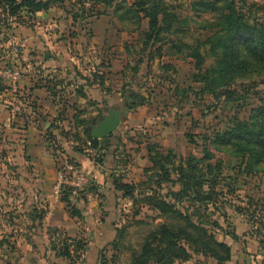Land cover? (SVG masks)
<instances>
[{
    "label": "rangeland",
    "instance_id": "1",
    "mask_svg": "<svg viewBox=\"0 0 264 264\" xmlns=\"http://www.w3.org/2000/svg\"><path fill=\"white\" fill-rule=\"evenodd\" d=\"M127 1L133 3L136 0ZM192 1L168 0L175 14L188 21L187 25L179 26L182 32L168 36L169 41L194 47L197 42H202L211 35L210 31H202L198 25L203 19L210 17L195 16L191 10ZM238 2L250 10H253L250 7L252 4L264 5V0ZM15 22L12 23V27ZM116 22L112 15L92 17L90 21L83 23L63 20L60 24H55V17H50L43 21L42 26L36 27L37 29L27 27L31 31L23 29L20 32H31L30 40L25 45L32 50L37 46L40 48L37 57L30 56L33 59L37 58L38 62H43L45 76L54 77L55 67H60L64 72L70 70L73 75L81 74L87 77L99 69L102 73L105 72L106 86L111 92L93 90L91 101L82 102L80 107L95 113L92 117L94 122L101 121L103 116L108 115L109 110L122 112L118 137L122 146L118 153L117 175L123 177L125 182L134 185L144 182V170L150 166L146 151L147 143L158 144L166 152L173 151L177 156V162L192 154L200 157L202 137L205 134L225 130L234 116L241 120L249 119L251 110L264 104V78L256 84L247 82L241 87L237 85L236 90L241 100L231 104L220 103L210 96H200V86L194 82L195 62L188 57L189 51L185 49L183 53L172 57L168 52L169 45H165L163 57L152 61L147 59L145 64L139 65V73L135 74L134 69L141 59L139 52L143 48L142 42L138 35L121 31L122 27ZM146 26L147 21H144L143 30H146ZM36 31H42L41 35H37ZM4 32L0 34L1 67L4 64L10 65L2 58L3 52L7 50L3 42L11 40L10 36H7V29ZM19 38L22 39L18 37L17 40ZM208 50L209 46L201 49V53L206 56V68L212 66L215 61L207 56ZM152 53L156 55V49ZM46 54L49 56L48 59L51 56L52 62L46 63ZM74 65L78 66L76 70ZM10 66L21 69L26 75L25 66L21 64ZM35 68L37 70L38 66ZM138 88L142 89L141 92L148 99V104L133 108L131 90L137 91ZM45 112H48L46 107ZM68 117H71V113ZM43 128L44 125L39 131L42 141L51 148L50 153H54L59 165L72 161L86 169V162L69 158L72 155L70 145L64 144L61 147L57 144L59 147H56L55 133L50 136ZM19 144L22 145L20 142L12 143V148L6 149L8 153H5L6 150L2 147L0 155L3 156L4 151L6 157L28 156L24 148L15 146ZM213 153L216 161L223 163L224 175L229 180L231 189L236 190L232 195L228 192L227 205L223 207L220 204V210H215L214 219L221 225V228L216 230V237L221 242L231 244L235 249L236 260L242 263L246 250L251 255L262 252L261 250L264 253V176L246 177L240 172L239 160L215 151ZM9 171L6 168L7 174L13 177ZM4 172V166L0 164V190L9 184L4 178ZM87 174L89 179L87 188L84 192L74 194L80 198L76 207L84 212V219L74 228L60 230H54L49 226L31 228L25 224V220L21 221V212L17 210L14 216L10 213L12 205H18V201L0 196V245L2 244L0 264H71L57 257L54 249L59 248V244L69 237L75 239L74 242L81 241L85 245L75 258L74 264H103V261L107 264H131L133 253L140 250L146 235L157 225L165 222V219L145 206L140 210V215L134 217L135 212L139 210L137 206H133L130 200L119 197L117 216L109 218L110 223L104 225L102 221L106 211L101 207V190L99 185L90 179L88 170ZM94 186L98 187V193L91 191ZM227 189L224 190L225 194ZM223 214L226 217H223ZM9 215L15 220L12 221ZM11 222H15L16 227H9ZM247 223L252 227L247 228ZM124 228H127L124 238H117L116 230ZM51 234L56 236L54 245L50 240Z\"/></svg>",
    "mask_w": 264,
    "mask_h": 264
},
{
    "label": "trees",
    "instance_id": "2",
    "mask_svg": "<svg viewBox=\"0 0 264 264\" xmlns=\"http://www.w3.org/2000/svg\"><path fill=\"white\" fill-rule=\"evenodd\" d=\"M73 1L0 0V34H4L6 29L11 30L14 20L15 23L24 25L37 13L48 11L52 7L63 10L73 23L112 15L116 24L122 27L121 31L138 35L142 42L143 48L139 52L141 59L134 69L135 74L139 73V65L145 64L147 59L152 61L163 57V49L165 45H169L168 52L172 57L183 53L185 49L189 51L188 57L195 62L194 82L200 86L199 95L210 96L220 103L231 104L241 100L236 90L237 85L241 87L247 82L256 84L264 78V5L252 4L250 7L253 10H250L242 7L238 0H193V14L198 18L210 17L203 19L198 24L199 28L210 31L211 35L190 47L169 41L168 36L182 32L179 26L187 25L188 21L175 14L168 0H136L133 3L127 0ZM144 21H147L146 30H143ZM207 46V56L215 60L209 68H206V56L201 53V49ZM155 49L156 55L152 53ZM101 71L99 69L87 77L73 75L68 70L65 78L57 74L54 77L48 76L44 82L54 99L64 87H76L74 98L63 95L59 99V103L65 107L75 100L71 106L76 111L73 120L76 129L82 127L81 132L73 135L75 145L72 146L69 158L74 160V156L85 157L103 167L107 152L104 154L101 142L92 138V127L98 121L83 119L84 112L78 109V101L88 99L87 93L96 89L111 92L106 86V74ZM3 90L0 86V93ZM141 90H131L133 108L148 104V99ZM61 116L66 117V113ZM65 119L69 121L68 117ZM53 127L52 125L49 130ZM48 133L50 136L54 135L50 131ZM116 133L109 141L113 139L119 146L121 141ZM63 136L68 138L69 133H64ZM202 142L200 157L192 154L179 162L173 151L166 152L158 144L147 143L150 166L144 170V182L138 185L125 182L123 177L117 175L118 170L111 175V190L108 192L111 195L110 202L107 204L103 200L102 204L106 207V215L102 221L104 225L117 216L119 197L116 192L121 193L123 199L130 200L133 206H137L139 210L134 217L139 216L140 210L145 206L165 219V222L146 235L140 250L133 253L131 264H232V248L217 239L216 230L221 225L214 217L215 210H220V204L223 207L227 205L228 192L232 195L236 190L231 189V184L224 175L223 163L216 161L213 151L239 160L240 172L246 177L264 176V104L253 108L247 120L234 116L225 130L205 134ZM89 150L92 151L91 154L88 153ZM69 163L81 167L72 161ZM94 187L91 191L98 193V187ZM76 193L79 191L72 187H63L61 201L71 211L70 216L81 221L84 219V212L76 207L80 202V198L74 196ZM107 196H104V192L101 193V198L106 199ZM35 216L40 222L44 219L43 213H36ZM126 230L127 228L117 229V238L123 239ZM51 235L50 240L54 245L56 236ZM74 241L70 237L66 238L59 244V248H54L57 257L74 264L75 258L85 246L81 241ZM103 264H107L106 261Z\"/></svg>",
    "mask_w": 264,
    "mask_h": 264
},
{
    "label": "crops",
    "instance_id": "3",
    "mask_svg": "<svg viewBox=\"0 0 264 264\" xmlns=\"http://www.w3.org/2000/svg\"><path fill=\"white\" fill-rule=\"evenodd\" d=\"M73 2H75V0ZM0 14H2V9H0ZM25 15H27L26 12ZM50 17H55V24H60L63 20L71 21L70 16L65 14L63 10L52 7L48 11L37 13L29 23L24 25L15 23L7 34V36H10L11 40L3 42L7 50L3 52L2 58L6 59L10 65L18 66L21 64L23 67L25 66L24 69L27 70V72L22 82L19 84V89L16 93H14L6 83L0 82V86L4 88L3 92L0 93V149L2 147L5 150L11 149L12 143L20 142L22 145L19 144L15 146L24 148L28 156L22 158L6 157L5 153H8L7 150L5 153L3 151V156L0 155V164L4 166L5 171L4 178L7 179L9 183L0 190V196L14 198L18 201V205L13 206L11 204L13 208H11L12 210H10V213H13L12 216H14L17 210L21 212V221L24 222L25 220L27 226L31 228H44L49 226L54 230H60L77 227V223H81L82 220L79 221L77 218L70 216L65 204L61 201L62 191L60 194L57 192V169L59 167V161L54 153H50L51 148L47 147V144H44L41 137L42 135L39 131L42 130V126L44 125L43 130H45L46 133L48 131L55 133L56 147L58 145L62 147V145L67 144L71 146L72 150V146L75 145L73 135L77 132H81L82 127L76 129L73 120L76 111H73L71 106L75 100L71 102L72 104L65 107L59 103V99L63 95H65V97L69 96L74 98L76 87H64L63 91L58 93V97L54 99L45 88L44 80H46L48 76L44 75L43 62H38L37 58L33 59L30 56L35 55V57H37L38 49L40 48H37V46L32 50V48L30 49V47H27L25 44L29 42L31 32H20V30L23 29L31 31L27 27L37 29L36 27L42 26L41 24L43 21ZM29 25H32V27ZM40 29L41 28H39V30ZM41 32L42 31H36V34L40 36ZM18 37L22 39L19 38V40H17ZM50 58L45 59L46 63L52 62ZM36 66H38L37 70H35ZM75 67L78 68V66ZM54 72L55 75L58 74L65 78L67 77L68 70L64 72L60 67H55ZM91 92L87 93L88 99H80L78 101V109L84 112L82 115L83 119H94L92 117L95 113H91L90 110H84L80 107L82 102L91 101ZM118 95L120 96V94ZM105 99H107V97H105ZM45 107L47 108V113H44ZM64 113H66V117L61 116V114ZM70 113L71 117L69 118L68 116ZM67 117L69 121L65 119ZM49 119L51 121H48ZM52 125L54 126L53 129L49 130ZM119 131L120 130H118L116 134H119ZM64 133H69L68 138L63 136ZM109 140L110 138L107 140L104 148V154L105 152L107 153L103 167L88 160V158L74 156V159L77 161L86 162L85 170H88V173L91 175L90 179L99 185V189L101 193L104 192V196H107L108 192L111 190L112 183L110 177L118 170V153L122 146L121 142L120 145L117 146V142L113 139H111V141ZM88 152L92 153L90 150ZM30 153L31 156H29ZM6 168L10 170V175H14L13 177L7 174ZM116 195L121 197V193L116 192ZM110 197L111 195H108L106 199L103 197L101 203L103 204V200H106L108 204L110 202ZM101 207L103 206L101 205ZM36 213L44 214V219L41 222L36 220ZM10 215L9 218L14 221L15 218H12ZM16 218H18V216ZM14 223L15 222H11L9 227H16ZM248 227H252L251 224H248L247 228ZM255 239L257 238L255 237ZM228 245L232 248V264H264L263 250H261L262 252L252 255L246 250L242 263H239V260H236L235 257L236 253L234 247L231 244Z\"/></svg>",
    "mask_w": 264,
    "mask_h": 264
},
{
    "label": "built area",
    "instance_id": "4",
    "mask_svg": "<svg viewBox=\"0 0 264 264\" xmlns=\"http://www.w3.org/2000/svg\"><path fill=\"white\" fill-rule=\"evenodd\" d=\"M23 78L24 73L21 69L5 64L3 67L0 66V80L6 83L14 93L18 91L19 84L22 82ZM57 178V192L59 194L65 186L83 192L89 184L87 171L84 168L78 167L69 162H63L59 165Z\"/></svg>",
    "mask_w": 264,
    "mask_h": 264
},
{
    "label": "water",
    "instance_id": "5",
    "mask_svg": "<svg viewBox=\"0 0 264 264\" xmlns=\"http://www.w3.org/2000/svg\"><path fill=\"white\" fill-rule=\"evenodd\" d=\"M46 54L45 58L48 59ZM122 121V113L119 110L112 109L109 115L104 116L102 121L97 122L92 127V138L102 142V148H105L107 140L112 137L118 130Z\"/></svg>",
    "mask_w": 264,
    "mask_h": 264
},
{
    "label": "flooded vegetation",
    "instance_id": "6",
    "mask_svg": "<svg viewBox=\"0 0 264 264\" xmlns=\"http://www.w3.org/2000/svg\"><path fill=\"white\" fill-rule=\"evenodd\" d=\"M110 111V110H109ZM109 111H108V115H109ZM122 113V112H121ZM107 116V115H106ZM122 116H123V114H122ZM104 117V116H103ZM103 117H102V119H101V121L103 120ZM99 122V121H98ZM97 124V123H96Z\"/></svg>",
    "mask_w": 264,
    "mask_h": 264
}]
</instances>
